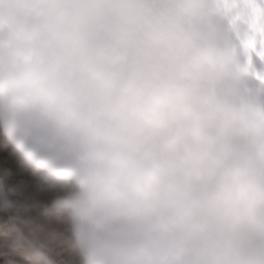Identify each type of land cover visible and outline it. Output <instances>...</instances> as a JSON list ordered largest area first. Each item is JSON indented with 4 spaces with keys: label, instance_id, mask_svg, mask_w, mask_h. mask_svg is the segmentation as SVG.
I'll return each instance as SVG.
<instances>
[{
    "label": "clouds",
    "instance_id": "1",
    "mask_svg": "<svg viewBox=\"0 0 264 264\" xmlns=\"http://www.w3.org/2000/svg\"><path fill=\"white\" fill-rule=\"evenodd\" d=\"M246 11L0 0V136L40 178L28 192L0 175L14 251L36 264H264V66L241 46Z\"/></svg>",
    "mask_w": 264,
    "mask_h": 264
},
{
    "label": "trees",
    "instance_id": "2",
    "mask_svg": "<svg viewBox=\"0 0 264 264\" xmlns=\"http://www.w3.org/2000/svg\"><path fill=\"white\" fill-rule=\"evenodd\" d=\"M4 137L0 136V175L4 172H10L11 177L7 181L9 188H23L28 192L34 191L39 183V176L33 175L31 171L21 166V156L11 145H6ZM15 199V197H10ZM38 199L44 204L51 202L49 194H41ZM31 215L35 216L33 212ZM10 213H0V264H36L35 259L29 260L14 251V240L8 235L11 224L8 221ZM33 239L39 243L44 241L43 235L38 231L29 229ZM66 258V257H65Z\"/></svg>",
    "mask_w": 264,
    "mask_h": 264
},
{
    "label": "snow or ice",
    "instance_id": "3",
    "mask_svg": "<svg viewBox=\"0 0 264 264\" xmlns=\"http://www.w3.org/2000/svg\"><path fill=\"white\" fill-rule=\"evenodd\" d=\"M226 3L229 0H225ZM237 8L242 3L247 11L238 14L235 19L247 27V35L241 41V46L248 57V64L252 66H264V0H231ZM257 79L264 80L259 72Z\"/></svg>",
    "mask_w": 264,
    "mask_h": 264
},
{
    "label": "rangeland",
    "instance_id": "4",
    "mask_svg": "<svg viewBox=\"0 0 264 264\" xmlns=\"http://www.w3.org/2000/svg\"><path fill=\"white\" fill-rule=\"evenodd\" d=\"M3 146H4L5 148H8V147H6V145H4V144H3ZM10 219H11V216H9V218H8V221H9V223L11 224Z\"/></svg>",
    "mask_w": 264,
    "mask_h": 264
},
{
    "label": "bare ground",
    "instance_id": "5",
    "mask_svg": "<svg viewBox=\"0 0 264 264\" xmlns=\"http://www.w3.org/2000/svg\"><path fill=\"white\" fill-rule=\"evenodd\" d=\"M31 238H32V236H31ZM33 239V238H32ZM35 242H38L37 240H35V239H33ZM39 243V242H38Z\"/></svg>",
    "mask_w": 264,
    "mask_h": 264
}]
</instances>
